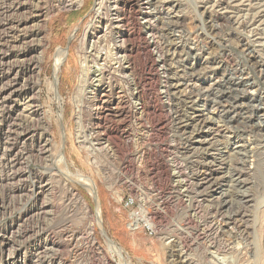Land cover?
Instances as JSON below:
<instances>
[{
	"label": "rangeland",
	"instance_id": "obj_1",
	"mask_svg": "<svg viewBox=\"0 0 264 264\" xmlns=\"http://www.w3.org/2000/svg\"><path fill=\"white\" fill-rule=\"evenodd\" d=\"M84 1L40 0L29 12L0 0V57L14 53L20 20L33 21L29 39L42 25L34 63L47 123L36 126L39 157L11 148L13 123H0V264H119L107 238L132 264H264V0ZM115 14L138 49L135 99L119 70L129 44ZM59 46L68 49L53 55ZM83 68L90 103L77 132ZM97 88L108 92L98 109ZM57 144L67 179L50 171ZM33 183L45 186L39 198ZM125 197L137 198L155 237L129 229Z\"/></svg>",
	"mask_w": 264,
	"mask_h": 264
},
{
	"label": "bare ground",
	"instance_id": "obj_2",
	"mask_svg": "<svg viewBox=\"0 0 264 264\" xmlns=\"http://www.w3.org/2000/svg\"><path fill=\"white\" fill-rule=\"evenodd\" d=\"M34 1H37L35 5H33ZM76 1H78L77 3L80 4V6H82L84 4V2H85L84 0H76ZM119 1L120 0H115L113 2H115V3L118 2L119 3ZM39 3H40V0H23V4L19 5V6H22V7H19V10H27V11H29L31 9H35V11H37V8L39 7L38 6ZM152 3H154V2H152ZM101 5H103V4H101ZM76 7H79V6H76ZM140 7L138 9H140ZM113 8H114V6H113ZM111 9H112V7H111ZM259 9H260V7H259ZM15 10H17V9H15ZM262 10L264 11V9H262ZM38 13H39V11H38ZM38 15H37V17H38ZM107 15H109V14H107ZM218 17H217V20H220V17L219 18ZM224 19H226V17ZM112 20L113 21L111 22V26H112L113 30H116L115 33L116 34L117 33L121 34V37H125V41L129 44L128 45V51L126 52V59H123V63H122V60H121V62H120L121 64H120V67H119L120 69L119 70H121V74H122L121 76L124 79V82L126 83L125 86H127V89L130 88L129 94L131 93V95H132V96L130 95V97H134V99H135V97H137V95L139 94V91H138V88H137V86H138L137 84H138V80H139L138 76H139V72H140V66L137 65V63H136L137 59H135L134 55H133L137 48L135 47V45L133 43L134 42L133 36H132V38L130 37V34H129L130 32L122 34L120 26L118 25L121 21L119 20V18L116 17V14H115V17H113ZM227 21H229V20H227ZM146 22H149V21H146ZM18 23H19L18 26L16 25L17 26L16 27L17 30L16 29L15 30L17 32H19V33H17V36H13L12 39H11V41L13 42L12 43L13 47L12 46L11 47L13 48L14 53L11 54V55H6V56H3V57H0V62H2L1 67L4 69V70L0 71V123L2 124V120H6V122L8 121V122L13 123L12 131H10L9 129H11V128L8 127L9 128L8 130L10 131V134L7 135V138L9 137L8 139H10V136H12L11 138L15 141V142L13 141V143H14L13 145L11 144V146H10L11 148H15V146H19V148H21L23 146H27L28 148L31 149V151L32 150L36 151L37 156L39 157L42 154L47 152L46 150H42L44 148L40 149V140H41L40 138L42 137L43 134L42 135H41V133L38 134V131L36 129L37 124L38 125L39 124L42 125L43 129L47 125V123L43 119V114L45 112L42 111V103H41V100H39V96H38V80H36L38 72H37V69H36V65L34 63L35 62L34 61L35 58H38L36 60H39V58L41 59V57H42L41 52H39L38 45H36V44H38V41L40 40L39 27H42V25L40 24V21H37V25L35 24L36 25L35 27L37 28V32L35 33V36H32L31 39H29L30 38V36H29V32L30 31H28V30L32 28L30 26L33 23V21L32 20H28V19L25 18L24 20H20ZM127 24H128V22H127ZM148 24L150 26L151 23L149 22ZM148 24L146 25V31H145L146 33L151 29V28L149 29ZM147 36L149 37L148 33H147ZM30 44H31V46H30ZM100 47H102V46H100ZM121 47H124V45L121 46ZM84 68L81 69V73L78 76V82H77V85H76V89L73 92V94H74V98H73L74 99V102H73L74 105L73 106H75L74 117L76 118V130H77V132H79V130H82V128H84L83 121H82L83 118L82 117H83L84 113L86 112V108L88 107V106L85 107V103L87 101L86 100L87 99L86 98V93L88 91L84 87L85 81H86L85 73L87 72V71L85 72ZM96 68L98 69V67H96ZM54 80L53 81H48L46 83V89H47V91L49 93H54L57 90L56 83H58V80L55 79V78H54ZM106 85H107V83H106ZM126 91L128 92V90H126ZM107 93H108L107 90H104V89H101V88L100 89L97 88V90H95V92L93 93L94 96H92L91 98L94 99L93 100L94 102L98 103V101H99L98 99L101 98L102 96L106 95ZM88 101H87V103L89 105L90 102H88ZM90 106H92V105H90ZM102 106L103 105L99 104L97 106V109H98V107L102 108ZM97 117H99V116H97ZM58 119H59V121L61 123L63 122L62 114L58 115ZM99 123H100V121H99ZM5 125H4V127H5ZM0 132H2V129L0 130ZM4 132H5V130H4ZM4 137L6 138L5 135H4ZM45 137H47L46 134L44 136V139H45ZM111 137H110L109 140L112 139L113 141H115L116 138H117L115 136L116 138L114 140L113 139L114 138L113 135ZM45 140L47 142H49L48 139H45ZM112 140L110 142L111 144L113 142ZM105 142H107V139H106ZM103 144L106 145L107 143L106 144L103 143ZM115 146H116V144H115ZM10 147H9V149H10ZM102 148L104 149L105 147H102ZM107 148H108V146H107ZM22 149H24V148H22ZM36 149H38V150H36ZM115 149H117V148H115ZM117 150H116V152H118ZM106 151H108V150H106ZM109 152L111 154V151H109ZM117 154H119V153H117ZM116 156L118 157V155H116ZM230 157L231 156H229V158ZM51 158H52L53 164H54L53 169L50 168V171H52V170L54 171V174H52V176L53 177H58L59 179L61 177L67 179V177L64 174L65 170L68 167L67 166V161H66V158H64V155L61 152V146H59V144H57V147H56L55 151L53 152V154L51 155ZM32 172L33 171L27 170V174L28 175H32ZM33 191L35 193V197L39 198L46 191V189H45V186L43 184L40 185V183L39 184L33 183ZM71 191H72L71 192L72 193V197L74 196L73 199H75V201L77 203H79L81 206L85 207L86 204H85V201H84L83 197L79 196L75 192V190L71 189ZM245 197H246V195L243 193V198H245ZM30 211H32V210L30 209ZM37 215H38V213H37ZM107 247H108L107 250L111 254L116 256V258L119 261V264H132L130 260H126L124 258L123 249L122 248L120 249L119 247H117V245H115V243L113 241H111L109 238H107ZM3 264H20V263L15 257H8L7 259H4Z\"/></svg>",
	"mask_w": 264,
	"mask_h": 264
},
{
	"label": "built area",
	"instance_id": "obj_3",
	"mask_svg": "<svg viewBox=\"0 0 264 264\" xmlns=\"http://www.w3.org/2000/svg\"><path fill=\"white\" fill-rule=\"evenodd\" d=\"M80 7L81 6H79L78 8H80ZM95 196H96V198L99 199V196L97 195V190H96ZM94 200L97 201V199H94ZM120 206L122 209L130 211V213L133 215V217L130 218V221L128 224L129 229L131 231L142 230L149 237H155L156 236V233L154 231V228L152 226L150 218L148 217V215L143 210V207H141L139 205V202H138L136 197H125V198H123L121 200Z\"/></svg>",
	"mask_w": 264,
	"mask_h": 264
},
{
	"label": "crops",
	"instance_id": "obj_4",
	"mask_svg": "<svg viewBox=\"0 0 264 264\" xmlns=\"http://www.w3.org/2000/svg\"><path fill=\"white\" fill-rule=\"evenodd\" d=\"M68 15H69V14H67V16H68ZM55 22H57V21L55 20ZM57 24H58V23H57ZM57 24H56V26H57ZM56 26H54V27H56ZM53 29L55 30L56 28H52V31H54ZM67 32L69 33V30H68ZM68 33L66 34L65 39H68V36H69ZM50 34L53 35L52 32H51ZM68 42H69V40L67 41V45H66V46L69 45ZM63 50L65 51L66 49H64V48H62V47H57V48L55 49L53 55H54L55 53H57V52H59V51L61 52V51H63ZM53 55H52V56H53ZM66 56H68V53L65 55V57H66ZM65 57H64V58H65ZM64 58L62 59V60H63V62H62L63 65H64V63L66 62V60H64Z\"/></svg>",
	"mask_w": 264,
	"mask_h": 264
},
{
	"label": "water",
	"instance_id": "obj_5",
	"mask_svg": "<svg viewBox=\"0 0 264 264\" xmlns=\"http://www.w3.org/2000/svg\"><path fill=\"white\" fill-rule=\"evenodd\" d=\"M65 49L67 50L68 47H66ZM96 199H97V203H98V205L100 206V201H99V199H98V198H96Z\"/></svg>",
	"mask_w": 264,
	"mask_h": 264
}]
</instances>
